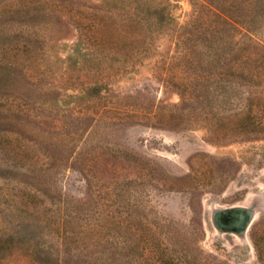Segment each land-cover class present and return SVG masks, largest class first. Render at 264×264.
Wrapping results in <instances>:
<instances>
[{"label":"rangeland","instance_id":"obj_1","mask_svg":"<svg viewBox=\"0 0 264 264\" xmlns=\"http://www.w3.org/2000/svg\"><path fill=\"white\" fill-rule=\"evenodd\" d=\"M103 1L0 0V61L24 72L2 81L29 107L0 92V264H264V210L249 245L211 221L264 190V0H231L226 25L175 0L176 34L109 76L73 51ZM15 7L42 14L24 27Z\"/></svg>","mask_w":264,"mask_h":264},{"label":"trees","instance_id":"obj_2","mask_svg":"<svg viewBox=\"0 0 264 264\" xmlns=\"http://www.w3.org/2000/svg\"><path fill=\"white\" fill-rule=\"evenodd\" d=\"M175 0H105L102 3H94L92 9L87 13L86 17H77L81 25L84 27L83 38H79L73 43V51L79 50L82 46H92L102 52L100 58L101 65L105 67V74L109 76L114 62L118 61L119 72L126 69L130 65L143 61L149 56L153 50L154 41L157 35L169 33L175 29V15L173 13V5ZM197 2H201L198 0ZM209 15H218L220 22L223 25L231 24L234 18L231 15V0L212 1L207 0ZM252 3V2H251ZM250 4V3H249ZM259 4V3H258ZM257 4V5H258ZM58 10H65V5L62 2L56 4ZM260 12L264 15V6L259 4ZM15 13L23 11L21 16L22 25H29L28 17H37L42 14V11L32 13L30 8L22 9L19 7L10 8ZM56 10V9H55ZM54 10V11H55ZM57 11V10H56ZM35 17V18H36ZM26 25V26H25ZM32 26H37L36 24ZM22 31V30H21ZM24 31V30H23ZM179 33L175 38H179ZM173 57V56H172ZM181 65H185L189 60L194 59L193 55L188 51V48L181 46L179 55ZM249 58V55L245 56ZM96 68V67H95ZM24 73L22 69L15 63H5L0 61V92L5 94L7 98H11L13 94V84L8 80L2 81V76H10ZM7 75H6V73ZM22 72V73H21ZM176 80L179 84L186 85L182 69H177ZM189 78V77H188ZM99 81L88 84L87 89L94 94L100 95L103 92L102 85L99 86ZM108 88V85H105ZM11 96V97H10ZM17 106L6 109L9 115H14L20 118V114L29 110L28 102L24 97L14 96L11 98ZM46 264V263H43ZM57 264H65L60 258Z\"/></svg>","mask_w":264,"mask_h":264},{"label":"water","instance_id":"obj_3","mask_svg":"<svg viewBox=\"0 0 264 264\" xmlns=\"http://www.w3.org/2000/svg\"><path fill=\"white\" fill-rule=\"evenodd\" d=\"M262 210H264V190L256 193L246 203L212 206L211 221L219 236L231 233L245 245H249L250 227Z\"/></svg>","mask_w":264,"mask_h":264}]
</instances>
